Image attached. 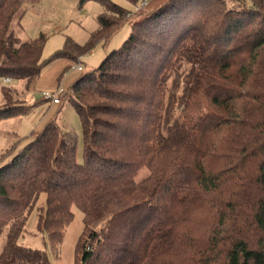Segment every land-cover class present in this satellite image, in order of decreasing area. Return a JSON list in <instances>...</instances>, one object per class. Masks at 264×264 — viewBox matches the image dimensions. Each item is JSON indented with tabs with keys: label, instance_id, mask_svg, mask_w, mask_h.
I'll use <instances>...</instances> for the list:
<instances>
[{
	"label": "trees",
	"instance_id": "1",
	"mask_svg": "<svg viewBox=\"0 0 264 264\" xmlns=\"http://www.w3.org/2000/svg\"><path fill=\"white\" fill-rule=\"evenodd\" d=\"M97 1L88 42L52 58L130 34L59 98L79 115L82 163L53 120L0 154V264H50L19 243L40 193L52 245L83 214L75 264H264V0ZM24 2L0 0V79L28 86L45 37L15 36ZM8 93L0 121L19 115Z\"/></svg>",
	"mask_w": 264,
	"mask_h": 264
},
{
	"label": "rangeland",
	"instance_id": "2",
	"mask_svg": "<svg viewBox=\"0 0 264 264\" xmlns=\"http://www.w3.org/2000/svg\"><path fill=\"white\" fill-rule=\"evenodd\" d=\"M111 1L123 8L134 9L126 0ZM23 6L24 15L20 21L13 20L12 30L21 43L40 35L45 37L41 55L45 65L39 77L28 86L24 81L0 79V108L5 103L1 92L6 90L9 92L7 98L15 103L14 112L19 113L18 116L0 121V154L11 145L22 146L32 131L41 129L48 120H53L59 128L74 137L75 158L78 163H82L83 135L78 113L67 101L59 99L60 103L53 104L44 100L43 93L58 92L61 98L75 78L97 68L108 52L123 44L130 34V23H124L106 43H97L89 52L79 55L76 61L66 57L52 58L57 50L64 47L66 38H71L80 46L85 45L90 34L99 27V16L107 12L106 9L97 0H84L82 3L80 0H25ZM78 65L81 70H77ZM147 174V170H140L136 179ZM45 206V193H40L28 215L19 243L44 251L50 264H75L77 244L84 230L82 212L76 207L72 208L73 216L55 246L36 225L39 210ZM2 244L4 238L0 239V247Z\"/></svg>",
	"mask_w": 264,
	"mask_h": 264
},
{
	"label": "built area",
	"instance_id": "3",
	"mask_svg": "<svg viewBox=\"0 0 264 264\" xmlns=\"http://www.w3.org/2000/svg\"><path fill=\"white\" fill-rule=\"evenodd\" d=\"M145 4V2L142 3V5ZM77 70H81V66H77ZM5 81H8L9 79H4ZM43 99L44 100H49L50 102H52L53 104H58L59 103V96H58V92H44L43 93Z\"/></svg>",
	"mask_w": 264,
	"mask_h": 264
},
{
	"label": "crops",
	"instance_id": "4",
	"mask_svg": "<svg viewBox=\"0 0 264 264\" xmlns=\"http://www.w3.org/2000/svg\"><path fill=\"white\" fill-rule=\"evenodd\" d=\"M3 80H4V79H3ZM1 89H2V88H1ZM1 93H2V92H1ZM23 145H24V144H23ZM23 145H22V146H23Z\"/></svg>",
	"mask_w": 264,
	"mask_h": 264
}]
</instances>
